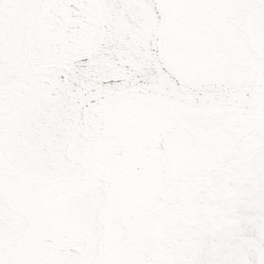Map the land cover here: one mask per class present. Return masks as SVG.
I'll list each match as a JSON object with an SVG mask.
<instances>
[{"label": "snow or ice", "instance_id": "1", "mask_svg": "<svg viewBox=\"0 0 264 264\" xmlns=\"http://www.w3.org/2000/svg\"><path fill=\"white\" fill-rule=\"evenodd\" d=\"M0 264H264V0H0Z\"/></svg>", "mask_w": 264, "mask_h": 264}]
</instances>
